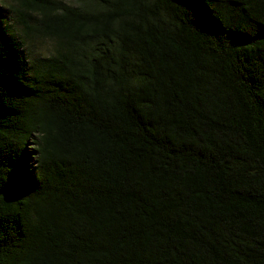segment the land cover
I'll use <instances>...</instances> for the list:
<instances>
[{
  "label": "trees",
  "instance_id": "obj_1",
  "mask_svg": "<svg viewBox=\"0 0 264 264\" xmlns=\"http://www.w3.org/2000/svg\"><path fill=\"white\" fill-rule=\"evenodd\" d=\"M0 264H264V0H0Z\"/></svg>",
  "mask_w": 264,
  "mask_h": 264
},
{
  "label": "rangeland",
  "instance_id": "obj_2",
  "mask_svg": "<svg viewBox=\"0 0 264 264\" xmlns=\"http://www.w3.org/2000/svg\"><path fill=\"white\" fill-rule=\"evenodd\" d=\"M66 3H70L71 4V0H65ZM50 41L48 40H43L39 42V45H37L38 49L42 52V53H47L49 48H50Z\"/></svg>",
  "mask_w": 264,
  "mask_h": 264
}]
</instances>
